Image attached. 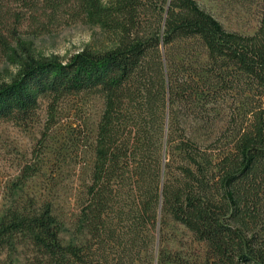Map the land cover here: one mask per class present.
I'll return each instance as SVG.
<instances>
[{
	"label": "trees",
	"instance_id": "trees-1",
	"mask_svg": "<svg viewBox=\"0 0 264 264\" xmlns=\"http://www.w3.org/2000/svg\"><path fill=\"white\" fill-rule=\"evenodd\" d=\"M61 13L97 24L103 40L66 61L37 55L19 30L33 21L42 32L40 20ZM177 42L198 45L196 64L184 55L169 68L165 50ZM0 56L15 66L0 82V121L31 124L41 100L52 122L67 99L94 94L104 105L81 150L93 163L74 239L53 200L22 197L0 218V264H138L142 247L141 264H168L153 234L167 219L206 249L181 264H264V0L252 34L226 30L194 0H0ZM183 110L224 124L214 147L183 136L179 119L167 138L166 121ZM173 145L177 176L163 156Z\"/></svg>",
	"mask_w": 264,
	"mask_h": 264
},
{
	"label": "rangeland",
	"instance_id": "rangeland-1",
	"mask_svg": "<svg viewBox=\"0 0 264 264\" xmlns=\"http://www.w3.org/2000/svg\"><path fill=\"white\" fill-rule=\"evenodd\" d=\"M194 1L228 31L252 34L258 27L259 0ZM40 21L46 24V29L42 32L38 31V26L33 21H26L19 30L22 40L27 42L37 55L66 61L87 46L103 40L97 24L85 23L80 19L72 20L66 13H61L52 22ZM187 46H192L194 51L187 52ZM197 51L198 45L193 42H177L168 47L165 57L169 68L178 65L184 55H188L189 63L196 64ZM14 71L13 60L0 56V82L8 81L9 75ZM49 105V101L41 100L36 117L27 126L0 121V218L19 199L21 201L22 197L29 201L35 195H40L46 200H53L55 213L65 224L64 239L70 243L74 239L80 215L82 177L91 170L93 163L90 157L83 159L80 156L81 150L88 134L90 138L96 137L104 105L102 98L94 94L67 99L60 103L59 113L53 122L48 112ZM182 114L179 118L178 115L175 119L172 118L173 121L169 120L170 124L166 121L167 138L172 134L174 122L178 137L179 119V129L187 139L206 149L218 143L225 129L222 122L207 124L195 114H188L184 110ZM48 128V138L44 140ZM176 145L178 146V143ZM176 145L167 148V154L163 156H166L168 164H171L173 175L177 176L180 162ZM27 167L32 168L35 175L26 183L23 182L24 194L21 196V189L16 187L21 183L20 179ZM160 227L159 234L158 228L153 233L156 237V257L163 254L170 258L168 264H181V261L197 263L205 258L204 245L196 242L185 227L171 219H167ZM146 256V250L142 247L141 257H138L141 262L138 264L143 263ZM24 261L25 255H20L16 264Z\"/></svg>",
	"mask_w": 264,
	"mask_h": 264
}]
</instances>
